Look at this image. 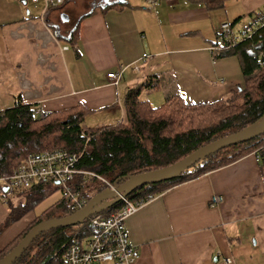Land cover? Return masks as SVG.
<instances>
[{"label":"crops","instance_id":"crops-1","mask_svg":"<svg viewBox=\"0 0 264 264\" xmlns=\"http://www.w3.org/2000/svg\"><path fill=\"white\" fill-rule=\"evenodd\" d=\"M105 1L49 7L45 0H0V111L18 93L46 112L83 104L93 129L123 121L128 90L151 75H165L160 88L143 89V100L156 107L175 88L187 102H206L244 86L238 57L214 59L212 37L222 22L247 18L264 0H227L219 10L188 0H162L154 9L127 0L102 10L97 5ZM120 66L114 86L107 74ZM255 151L156 195L130 216L127 232L140 251L131 264H264V178ZM215 194L222 202L211 207ZM9 212L0 198V226ZM36 216L29 211L5 226L0 249Z\"/></svg>","mask_w":264,"mask_h":264},{"label":"trees","instance_id":"trees-1","mask_svg":"<svg viewBox=\"0 0 264 264\" xmlns=\"http://www.w3.org/2000/svg\"><path fill=\"white\" fill-rule=\"evenodd\" d=\"M209 10L225 7L227 0H188ZM127 0H106L98 4L102 10L128 6ZM259 10V9H258ZM258 10L249 13L252 17ZM242 18L231 21L234 25ZM78 27H76L77 29ZM73 30V37L75 31ZM215 45L219 44L218 33ZM230 40L221 42L226 47L213 52V58L237 56L244 76L239 86L228 97L206 102H187L177 88L165 93V101L153 106L140 99L143 89H158L165 75H151L140 85L130 88L125 99V118L117 125L84 129L88 108L79 104L70 109L48 112L44 118L35 115V106L27 103L22 93L15 96L12 107L0 111V177L13 173L19 163L32 153L46 149L66 148L81 152L78 167L95 172L112 182L122 184L129 175L166 167L188 156L196 149L218 138L230 135L259 121L264 116V23L253 34L237 45ZM259 149V150H258ZM257 150L264 178V134L235 145L227 146L193 163L180 176L156 184L141 186L132 191L131 200L156 196L178 184L197 178L211 170L226 166ZM91 177L81 188L91 200L105 187H98ZM94 182V183H93ZM50 183L41 182L18 191L19 202L7 200L10 212L2 229L31 211L44 197ZM14 196V197H15ZM56 207H65L61 213ZM120 202L104 214L116 210ZM73 213L62 199L51 205L4 249L0 259L16 247L31 228L46 219ZM89 219L76 225L50 228L35 237L13 264H64L67 248L77 239L92 233Z\"/></svg>","mask_w":264,"mask_h":264},{"label":"built area","instance_id":"built-area-1","mask_svg":"<svg viewBox=\"0 0 264 264\" xmlns=\"http://www.w3.org/2000/svg\"><path fill=\"white\" fill-rule=\"evenodd\" d=\"M27 1V0H23ZM38 2V0H31ZM46 4L56 6L63 0H45ZM149 9H154L162 0H144ZM170 1V0H165ZM264 23V6L252 17H247L235 32L234 25L230 21L222 22L218 27V45H212L210 51L226 48L221 44L230 40V45H237L246 39L252 38L258 27ZM143 56V60L147 58ZM262 64L264 62L262 61ZM134 69L140 71L141 66L134 64ZM125 67L120 66L116 71L108 72L112 85L117 86L122 78ZM35 115L44 118L48 112L42 108H35ZM259 150V149H258ZM258 159L259 155L255 151ZM81 152L70 151L66 148L46 149L32 153L23 159L13 173L0 177V198L6 201L15 196L18 191L32 187L41 182H53L59 186L63 196L68 202L69 209L73 212L81 209L88 203V199L82 193L84 182L91 177L99 178L106 187L116 190L117 185L111 184L103 176L78 167ZM58 181V184L56 183ZM6 188V190H4ZM118 194V193H117ZM120 207L104 214L97 212L91 215L89 227L92 233L82 239H77L66 250L64 264H131L140 256L138 247L130 241L126 220L142 208L155 196H148L137 200H131L128 195L121 193ZM222 202V195L215 194L211 197L210 206L215 207ZM226 262H231L226 258Z\"/></svg>","mask_w":264,"mask_h":264},{"label":"water","instance_id":"water-1","mask_svg":"<svg viewBox=\"0 0 264 264\" xmlns=\"http://www.w3.org/2000/svg\"><path fill=\"white\" fill-rule=\"evenodd\" d=\"M262 134H264V116L259 121L247 126L246 128H243L240 131L218 138L204 146H201L188 156L171 165L139 174L129 175L122 184L118 185L116 182V190L105 189L97 193L81 209L66 216L53 217L35 224L23 237L19 244L0 259V264H13L19 255L26 249L29 243H31L35 237L43 231L50 228H58L62 226L83 223L91 215L97 212L105 211L114 204L119 203L121 197L117 196V193H121L123 196H126L141 186L156 184L176 178L193 163L206 158L208 155L227 146L252 140ZM56 183L58 184V181ZM4 190H6V188H4Z\"/></svg>","mask_w":264,"mask_h":264},{"label":"rangeland","instance_id":"rangeland-1","mask_svg":"<svg viewBox=\"0 0 264 264\" xmlns=\"http://www.w3.org/2000/svg\"><path fill=\"white\" fill-rule=\"evenodd\" d=\"M155 17V16H154ZM246 18H242L239 22L236 23V25L234 26L235 28V32H238L239 28L241 27V23L245 20ZM155 20V19H154ZM153 20V21H154ZM212 40H216V38H214V36L212 37ZM141 66V65H140ZM143 75V74H142ZM146 96V91H143L140 99H145ZM226 98V97H225ZM91 121H85L83 124V128L84 129H89L91 126ZM102 176V175H101ZM104 177V176H103ZM105 178V177H104ZM97 179L96 181H94L97 185H99L98 187L100 188V185L102 184V187H105V189H110L109 187H106V184L104 182L101 181V179L99 178H95ZM108 179V178H106ZM108 182H110L111 184L117 185L116 182H112L110 179L107 180ZM93 182V183H94ZM123 183V182H122ZM119 185V184H118ZM50 188L46 187V193L44 194L43 199L30 211V213H32L34 216L39 215L40 213H42L44 210H46L48 207H50L51 205H54L57 201H59L60 199L63 198V193L61 191V189L59 188L58 185H56L55 183H50ZM104 189V190H105ZM119 194V193H118ZM119 197H121L120 195H118ZM121 200V198H120ZM17 201L16 199H12V202L15 204ZM90 200H88L89 202ZM64 208L65 207H56V209H59L62 212H64ZM88 219V218H87Z\"/></svg>","mask_w":264,"mask_h":264}]
</instances>
